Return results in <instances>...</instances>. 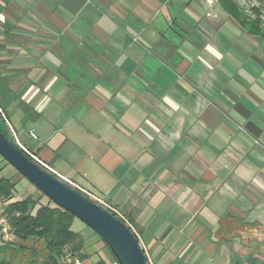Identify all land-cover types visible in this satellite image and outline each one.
<instances>
[{
	"label": "crops",
	"instance_id": "obj_1",
	"mask_svg": "<svg viewBox=\"0 0 264 264\" xmlns=\"http://www.w3.org/2000/svg\"><path fill=\"white\" fill-rule=\"evenodd\" d=\"M218 6L0 0L15 142L124 219L147 264H264V40Z\"/></svg>",
	"mask_w": 264,
	"mask_h": 264
},
{
	"label": "trees",
	"instance_id": "obj_2",
	"mask_svg": "<svg viewBox=\"0 0 264 264\" xmlns=\"http://www.w3.org/2000/svg\"><path fill=\"white\" fill-rule=\"evenodd\" d=\"M217 2L224 13L239 28L252 36L264 39V20L259 8H253V14L251 15L235 0H217ZM7 122H9V118L0 104V131L10 143L33 161L30 155L15 142L11 128ZM3 171L4 167L0 165V214L6 220L12 238L20 243L5 241L3 235L0 233V264H74L76 260L81 261L82 264H87L86 260L88 256L85 253L87 247L86 239L80 232L72 230L73 223L77 218L54 204L47 197L48 203L43 204L42 199L45 196L41 192V195L37 198L30 195L25 199L17 200L18 182H14L12 178L4 176ZM46 172L48 171L46 170ZM63 183L91 200L81 191L73 189L72 186L65 182ZM103 209L131 230L129 224L124 219L118 217L111 208ZM99 239L103 242L101 238ZM28 243H42V247H28L26 245ZM104 246L108 249L105 243ZM8 248L11 254L5 256ZM108 251L110 252L109 249ZM26 252L29 253V260L19 259L20 254L24 255ZM113 259L115 260L114 257ZM93 264L107 263L98 257Z\"/></svg>",
	"mask_w": 264,
	"mask_h": 264
},
{
	"label": "water",
	"instance_id": "obj_3",
	"mask_svg": "<svg viewBox=\"0 0 264 264\" xmlns=\"http://www.w3.org/2000/svg\"><path fill=\"white\" fill-rule=\"evenodd\" d=\"M0 156L50 201L91 228L118 264H147L139 241L124 223L51 176L10 143L1 131Z\"/></svg>",
	"mask_w": 264,
	"mask_h": 264
},
{
	"label": "rangeland",
	"instance_id": "obj_4",
	"mask_svg": "<svg viewBox=\"0 0 264 264\" xmlns=\"http://www.w3.org/2000/svg\"><path fill=\"white\" fill-rule=\"evenodd\" d=\"M239 4H241L249 14H253V8H259L263 20H264V0H235ZM215 14H225L224 11L221 9L220 6H218V9L212 12V15ZM264 39H262L263 41ZM263 43V42H262ZM0 165L4 167L3 175L9 178H12L14 182H18L17 185V192H16V199L22 200L26 197L32 195L33 197L37 198L41 195L40 191L33 186L28 180H26L24 177H22L11 165H9L6 161H4L0 156ZM54 178H57L53 173L48 171ZM74 189V187H73ZM89 197V196H88ZM95 201V200H94ZM97 204L103 208L105 206L103 203L96 200ZM42 203L46 204L48 203V199L45 197L42 199ZM72 230L75 232H80L84 238L86 239V249L85 253L88 256L87 258V264H93L98 259V253L102 252L103 256H107L110 260L111 264H117V262L113 259V256L108 251V249L104 246V243L99 239L100 237L86 224H84L81 220L75 219ZM10 242L13 243H20L19 241L12 238ZM28 247H36L41 248L42 243H28L26 244ZM11 254L10 249L8 248L6 250L5 256H9ZM29 253L26 252V254H20L19 259H24L25 261L29 260Z\"/></svg>",
	"mask_w": 264,
	"mask_h": 264
},
{
	"label": "built area",
	"instance_id": "obj_5",
	"mask_svg": "<svg viewBox=\"0 0 264 264\" xmlns=\"http://www.w3.org/2000/svg\"><path fill=\"white\" fill-rule=\"evenodd\" d=\"M207 16H211V14L209 13ZM8 123V125L10 126V123L9 122H7ZM32 135V137H35V135L34 134H31ZM17 143V142H16ZM18 144V143H17ZM19 145V144H18ZM21 149H23L21 146H19ZM24 151H26L25 149H23ZM27 152V151H26ZM28 153V152H27ZM29 154V153H28ZM30 155V154H29ZM30 157L33 159V161L35 162V164H37L39 167H42L43 168V170H47V168L45 167V166H43V165H41L38 161H36V159L35 158H33L31 155H30ZM48 171V170H47ZM105 206V205H104ZM105 208H111V207H106L105 206ZM112 209V208H111ZM130 227V226H129ZM131 228V227H130ZM131 231H132V229H131ZM0 233L3 235V237H4V240L5 241H11L12 240V236H11V234H10V232H9V228H8V225L6 224V220H5V218L0 214ZM74 264H82L81 263V261H79V260H76L75 261V263Z\"/></svg>",
	"mask_w": 264,
	"mask_h": 264
}]
</instances>
